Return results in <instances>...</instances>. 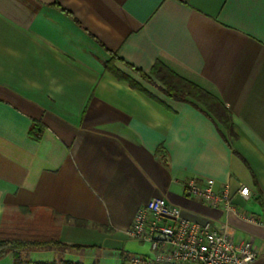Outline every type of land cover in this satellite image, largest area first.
Instances as JSON below:
<instances>
[{
	"label": "crops",
	"instance_id": "1",
	"mask_svg": "<svg viewBox=\"0 0 264 264\" xmlns=\"http://www.w3.org/2000/svg\"><path fill=\"white\" fill-rule=\"evenodd\" d=\"M155 65L215 97L233 134ZM190 180L257 222L189 196ZM154 197L229 223L264 264V0H0V229L28 208L68 245L21 259L132 264L151 250L127 230Z\"/></svg>",
	"mask_w": 264,
	"mask_h": 264
},
{
	"label": "built area",
	"instance_id": "2",
	"mask_svg": "<svg viewBox=\"0 0 264 264\" xmlns=\"http://www.w3.org/2000/svg\"><path fill=\"white\" fill-rule=\"evenodd\" d=\"M185 189L189 196L212 206L221 204L227 213L257 222L232 203L228 190L215 192L212 180L204 186L190 180ZM239 193L249 197L250 188L241 185ZM127 233L148 243L151 250V255H133L132 264H255L259 254L252 238H236L229 223L215 226L209 221H191L165 197H154L139 207Z\"/></svg>",
	"mask_w": 264,
	"mask_h": 264
},
{
	"label": "trees",
	"instance_id": "3",
	"mask_svg": "<svg viewBox=\"0 0 264 264\" xmlns=\"http://www.w3.org/2000/svg\"><path fill=\"white\" fill-rule=\"evenodd\" d=\"M151 73L161 78L165 84V92L176 99L195 98L202 108L217 122H219L231 134L232 124L230 117L223 105L213 96L203 92L190 83L179 78L168 69L155 65ZM133 84V83H132ZM136 86L135 84H133ZM33 133L37 136L40 128L36 126ZM21 212L29 213L32 209L22 208ZM44 222V223H43ZM50 223L43 221L41 218L35 219L33 222H18L13 226L6 223L0 229V258L5 257L8 253H12L14 264H58L57 262L42 263L21 259V253L25 250H34L42 248H68L59 238L56 228ZM64 264H82L70 261H63Z\"/></svg>",
	"mask_w": 264,
	"mask_h": 264
},
{
	"label": "rangeland",
	"instance_id": "4",
	"mask_svg": "<svg viewBox=\"0 0 264 264\" xmlns=\"http://www.w3.org/2000/svg\"><path fill=\"white\" fill-rule=\"evenodd\" d=\"M30 216H32V215H30V213L19 212L17 215H15L13 217L14 221L9 222V223L6 222V224L11 227V226L15 225L18 222L29 220L28 217H30ZM38 218L39 219L41 218L43 221L48 222V223H50L49 225H51V221H50L49 216L45 215L44 213H39L38 214ZM58 264H64V263L62 262V263H58Z\"/></svg>",
	"mask_w": 264,
	"mask_h": 264
}]
</instances>
